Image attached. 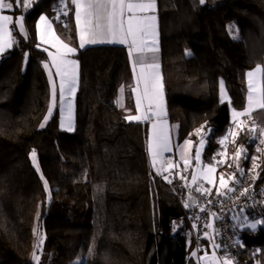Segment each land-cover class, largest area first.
Masks as SVG:
<instances>
[{
	"label": "trees",
	"instance_id": "obj_1",
	"mask_svg": "<svg viewBox=\"0 0 264 264\" xmlns=\"http://www.w3.org/2000/svg\"><path fill=\"white\" fill-rule=\"evenodd\" d=\"M66 2V16L59 0H33L27 10L9 11L25 17L28 38L11 25L16 44L0 55V264H188L195 245L184 212L194 209L185 206L186 199L163 174L152 170L145 127L125 119L132 79L124 47L78 50L74 130L60 128L57 106L40 127L49 108V84L36 21L48 16L58 36L74 45ZM157 4L162 42L184 53L180 61L163 64L169 118L177 125L175 144L201 129L207 141L203 161L214 163L231 109L245 108V72L264 67V0ZM229 22L236 26L237 39L228 32ZM220 80L230 103L219 99ZM122 87L125 108L115 104ZM252 121L260 134L264 109L254 112ZM249 129L244 127L227 144L226 153L231 156L245 146L242 169L244 175L255 173L259 191L264 189V149ZM33 149L39 171L30 156ZM217 173L242 177L229 163L218 164ZM241 211L248 221L264 220V201ZM179 222L184 232L174 228ZM233 234V264H264V224L256 230L236 227ZM218 252L225 255L222 247Z\"/></svg>",
	"mask_w": 264,
	"mask_h": 264
},
{
	"label": "snow or ice",
	"instance_id": "obj_2",
	"mask_svg": "<svg viewBox=\"0 0 264 264\" xmlns=\"http://www.w3.org/2000/svg\"><path fill=\"white\" fill-rule=\"evenodd\" d=\"M200 4H204L205 0H199ZM33 0H11V2H6V0H0V12L3 10H14L15 8L23 6L25 10L31 7ZM60 5L63 6V15H68L67 2L66 0H59ZM71 4L75 7V19H76V28L80 38V47L84 48L86 44H97V43H119L128 45V54L130 61L133 64V68L138 65L141 69L139 80H142L144 83V97L145 99H149L150 101L155 99L156 96V83L155 77L152 69L155 67L154 64L149 63V60H155V57H148L146 55V51L152 50L150 46L146 43L147 37L150 35L151 24L150 21L155 20L154 16H141L138 13H145L149 10L155 9V0H71ZM131 13V15H127ZM125 16L127 19L125 20ZM25 17H13L10 15L0 14V53H3L6 49L12 48L16 44V40L12 35V32L15 31V28L10 29L9 25H15L18 27L19 33L28 38V30L24 23ZM59 19V16L57 17ZM41 22H44L48 28L51 27V24L48 23L45 15H41L39 21L36 24L37 32L39 33ZM229 31L233 25H229ZM237 39V36L233 37ZM43 39V36H41ZM39 47V45H37ZM61 48L64 51H60L58 48L57 54L53 55L49 53V56L52 60V67L56 69V75L60 77V101L61 106L63 108V104L65 103V93L71 95L76 90V83L78 79V62L75 60L67 59V55L69 53H74L76 50L67 44H61ZM190 55L191 53H186ZM25 58L27 59V53L25 54ZM44 67L46 70H49V78L52 80V73L49 69V65L44 63ZM258 73H264V67L258 65L255 70L249 71L247 76L249 77V86H248V95H247V106L246 109L241 111H236L233 109L232 115L234 118L248 116L250 112L254 110L255 107L264 109V86L260 89H255L253 84V77H255ZM138 80V83H139ZM221 88V103L224 102L226 93L224 91L223 80L220 82ZM133 91H136L135 89ZM123 92V87L121 88V93ZM55 85L53 83V100H55ZM69 106V116L67 118V123L64 119L61 121V127L67 128V130H72L71 123V106L72 101H67ZM230 103V101H229ZM137 111H140L142 105V97L137 95L136 98ZM51 114V108L49 109V115ZM161 113H156V115H160ZM150 117L147 114L141 116H127L126 120H141V119H149ZM48 120V116L45 117V122ZM239 127V125H237ZM40 127H45L44 123L40 124ZM202 128L204 126H201ZM153 128L156 129L153 138L148 142V153L151 157V164L153 167H156L157 160L163 156V153L170 151V142L167 134L164 132L162 125H153ZM252 132L256 131L255 126L249 129ZM201 129H197L196 132L199 134ZM260 135L264 136V129H260ZM226 139V137H225ZM220 144H224V139L219 141ZM264 143V140L261 141ZM204 139L201 137L200 145L196 149L195 159L199 163L200 162V153L201 148L203 147ZM185 145L191 146L190 141H185ZM259 150V149H258ZM244 149L241 147L236 152L237 160L244 154ZM33 164H36V152L35 149L30 153ZM185 160V168H187L189 159L187 157H182ZM255 160V157H253ZM170 165L173 164L172 161H167ZM163 165H161V168ZM254 167L256 165L254 164ZM238 171L241 176L244 175V170L239 168V164L237 165ZM39 171V168L37 167ZM209 172L215 171V166L208 167ZM157 174L160 175L161 169H157ZM183 178V177H181ZM168 180L167 177H165ZM197 177L193 175L192 180L195 183ZM235 184H239L240 181L235 178V175L228 177ZM255 179V177H254ZM169 183H172L171 180H168ZM45 187L47 188V182L45 181ZM222 189H226L223 191ZM196 191L201 192L202 195H210L211 189H201L198 187ZM217 195H227L228 192L236 191L235 188L229 186L224 178V174H221L220 178V188L217 190ZM247 189L240 193L241 196L246 195ZM191 199V197H190ZM211 203V201H209ZM186 207L191 205L186 204ZM201 211H207V209L202 208ZM218 218V217H217ZM248 217H245L247 220ZM264 224V220H256L253 223H249L247 227L252 230H256L258 225ZM207 227H212L211 224L206 225ZM42 243V241H41ZM239 243V241H237ZM214 248H218L219 245L213 244ZM92 253V249H89V254ZM195 255V253H193ZM34 259H39L38 257H33ZM224 264H231V261L225 257ZM79 264V262H77ZM213 264H218L215 260V254L213 256Z\"/></svg>",
	"mask_w": 264,
	"mask_h": 264
},
{
	"label": "crops",
	"instance_id": "obj_3",
	"mask_svg": "<svg viewBox=\"0 0 264 264\" xmlns=\"http://www.w3.org/2000/svg\"><path fill=\"white\" fill-rule=\"evenodd\" d=\"M6 2H11V1L6 0ZM155 4H156V6H155L154 10H149L145 13H138V15H141V16L147 15V16H154L155 17V20L149 22L151 24L150 35L146 39V43L152 49V50L146 51V55L148 57H153V56L155 57L154 61L151 59L149 60V63L155 65L154 68L149 69L150 71L153 72L154 77H155V83H156V96H155L154 100L150 101L149 99L143 98L145 86H144L143 81L139 80L141 69L138 65L135 67V69L133 68V64L130 61L129 54H128V45L119 44V43H97V44H86L84 48L80 47V38H79V34H78L77 28H76L75 7H74V5L71 4V0H69V5L71 8L70 13H71L72 20L74 22V27H75V32H76V41H75L74 45H70V44L66 43L65 41H63L58 36V34L56 33V30L54 28L52 20L46 15L45 16L47 18V21H48V23L51 24V27L48 28L44 22H41V27H40L39 33L37 32V28H36V37H37V42H38L39 48L46 52L47 62H45V63H47L49 65V69L52 73V80L50 81L49 70H46L44 67V70L46 72L47 79H48V84H49V103H50V99H51V94L53 92V83H54L56 95H57V99H58V103L56 104V106L58 107V112H59V125H60V122L62 121V119H64L65 122L67 123V118L69 116V106H68L67 101H69V100L72 101V106H71L72 130L69 131V130H67L66 127L62 128L61 125H60V128L64 131H67V132H73L74 126H75V96H76V91H77L78 82H79V62L76 59V54H77L78 50H82V49H85V48L91 47V46H99V45H110V46L116 45V46L124 47L126 49V52H127L128 65H129V70H130L131 79H132V85H131V90H130L131 107L125 109V111H126L125 117L130 116V115L143 117L144 114H147L150 117L149 119H141V120H133V121L126 120V121L132 122V123H138V124H141L142 126L145 127V129H146L147 153H148V142L153 138V135L156 131V129L153 128L154 124L158 125V126L162 125L163 130L167 134V136L169 138V142H170V151L163 153V156L157 160L156 167L152 166L151 157L148 153V159H149V163H150L152 170L155 172L156 171L155 169L160 168L161 165H163V167L160 168L162 170L161 173L163 174L164 173V166H165L164 162H163V157H164V155H166L168 153L174 152L180 158L187 157L189 159L188 166L190 169V176H191V178L193 177V175H195L197 177L195 182L202 189H209L212 187L213 190H211V191H214L217 193L216 189L220 188L219 180L221 178V174L217 173V166H218V164L223 165V164L227 163V161L221 162V163H219L217 161L218 154L222 150V146H221V150L219 151V153H217L214 156V163H206L203 161L202 156H203V152H204V149L206 147L207 141H206V136L203 135V133L201 131L198 135H197V132L195 131L196 134H194L193 138L196 137L198 139V142L196 144L193 143V138L186 139L187 141L191 142L190 147L185 145L186 140H184L181 144H179L177 146L175 144V140H174V130L175 129H174V126L170 122L168 103H167V98H166V93H165L163 64L169 63V62L180 61L184 57V53H183L182 49L176 47L174 44L162 42L161 36H160V20H159V15H158L157 0H155ZM19 8H22V10H25L22 5ZM9 11L10 10H3L2 12H0V14L12 16ZM42 15H44V14H42ZM127 15H131V13H128ZM19 16H22V15H18L17 17H19ZM40 16L38 17L36 24L39 21ZM126 19H127V16H125V20ZM9 28L11 29V25H9ZM41 36H43V39H41ZM62 43L67 44L68 46H70L76 50L74 53H69L67 55V59L75 60L78 62V69H77L78 79H77V83H76V90L71 95L67 94V92L65 93V103L63 104V108L61 106L60 93H59L60 77L55 74L56 69H55V67H52V60H51V57L49 56V53L56 55L58 48L60 49V51H64V49L61 48ZM10 49L11 48H8L4 52H6ZM3 53H0V55ZM43 66H44V64H43ZM138 80H139V83H138ZM134 89L136 91H133ZM123 91L124 92H123V97H122L121 101L116 102V100H115V104L119 108H125V90L123 89ZM137 95L142 97V105H141L139 112L137 111V105H136ZM260 109L261 108L254 109L253 111L250 112V115H248V116H242V117L234 118V117H232V114H230V126H229L228 132H227L225 137L228 136L229 138L234 140L235 137L239 134V133H237L234 135L235 131H237V130L241 131L244 128L243 122H246L247 124H249L250 128L255 126L252 123L253 122L252 121V114L254 112L260 110ZM158 112L161 114L156 115V113H158ZM241 112H243V111H241ZM237 125H239V127ZM232 133H233V135H232ZM201 137H203V139H204V144H203V147L201 148L200 162L198 163L195 159V155H196V149L198 147H201V145H200ZM232 137H234V138H232ZM221 139H223V137ZM251 139L253 141H256L261 146H263L261 143V140L262 139L264 140V136H261L260 134H257L254 132L251 136ZM229 143L230 142H228L227 144H229ZM240 147L241 146H239L237 148V150L240 149ZM263 149H264V146H263ZM237 150L235 151V153L233 155L229 156L230 160H232L233 163H235V165H231L230 163L229 164L232 167H234L236 171H238V168H237L238 164H239V168H241V169H242V165H243V158H242L241 162L239 161V159L237 160V158H236L235 154H236ZM244 154H245V151H244ZM243 157H244V155H243ZM212 165L215 166V171L209 172L208 167L212 166ZM222 174H224V173H222ZM233 174L234 173H231L229 175L224 174V178H225L226 182L229 184V186H232L233 182L231 180H229L228 177L232 176ZM235 178L238 179L237 175H235ZM222 190L226 191V189H222ZM213 222H214V219H213ZM253 222H255V221L245 220V218L243 216V211H241L240 213L237 212L236 214H234L232 216L233 228L237 227L238 229L243 230L245 228H249V227H247V225L249 223H253ZM179 223L182 225V227ZM179 223H176V225L179 224V228H177V229H181L182 232H184L185 230L182 228H184L185 226L183 225V223H181V222H179ZM249 229H251V228H249ZM211 235H212L211 239L218 240L217 234H216L215 222L213 223V229L211 231ZM190 258H191V260L193 259L191 254H190Z\"/></svg>",
	"mask_w": 264,
	"mask_h": 264
},
{
	"label": "built area",
	"instance_id": "obj_4",
	"mask_svg": "<svg viewBox=\"0 0 264 264\" xmlns=\"http://www.w3.org/2000/svg\"><path fill=\"white\" fill-rule=\"evenodd\" d=\"M241 147L245 150L244 145ZM243 155L239 158L240 162ZM167 161H172L173 164L170 165ZM163 162L167 166V171L163 173V179L174 187L180 197L185 199L191 197L195 201L194 211L188 209L184 212V218L190 223L195 247L198 248L202 242L205 227L210 217L213 216L217 239L221 243L225 256L234 261L237 250L233 234L232 216L247 206L264 201V189L258 191L254 186L253 177L255 173L250 172L242 176L239 179V184L231 186L236 191L228 192L227 195H217L214 191H211L210 195H202L201 192L196 191L200 186L196 182L193 183L189 166L185 168V161L182 158L172 152L164 155ZM165 177L171 180L172 183H169ZM245 189H247L246 195L241 196L240 193ZM202 208L207 209V211H201Z\"/></svg>",
	"mask_w": 264,
	"mask_h": 264
},
{
	"label": "rangeland",
	"instance_id": "obj_5",
	"mask_svg": "<svg viewBox=\"0 0 264 264\" xmlns=\"http://www.w3.org/2000/svg\"><path fill=\"white\" fill-rule=\"evenodd\" d=\"M229 25H233V27L231 28V31H229V27H228ZM227 29H228V32H229V34H230V36L232 38L234 36L239 37L238 36V33L236 31V26H235V24L233 22H229L227 24ZM257 66H255L252 69H249V70H247L245 72V83H246V86H247V94H246V105H245V108L242 111H244L246 109V106H247V95H248V86H249V77L247 76V73L249 71L255 70ZM260 66L263 67L262 65H260ZM220 82H221V80H220ZM220 82H219V99L221 101V92H220L221 84H220ZM253 84H254V88L257 89V90L260 89L262 86H264V73H258L255 77H253ZM223 86H224V91L226 93L224 102H227V101H229V96H228V94L226 92L224 82H223ZM123 92L121 93V88H120L119 89V92H118V96H117L116 102L121 101V99L123 97ZM57 103H58L57 95L55 94V100H53V92H52L51 99H50V103H49V108H48V111H47V114H46V116H48V120L45 122V118H44V120L42 121V123L46 124L49 121V119L53 115V112L55 110V107H56V104ZM50 108H51V114L49 115V109ZM256 108H258V107H255L254 109H256ZM232 111H233V109H231V113L230 114H232ZM232 117H233V115H232ZM60 125H61V122H60ZM243 125H244L243 127L249 126V124H247L246 122H243ZM175 128H177V125H175L174 129ZM176 130L177 129H175V132H176ZM239 132H240L239 130L235 131L234 135L237 134V133H239ZM194 134H196V132H194ZM232 135H233V133H232ZM232 138H234V137H232ZM223 139H224V144L222 145V150L218 154L217 161L219 163L226 162L227 161V163H230L231 165H235V163H233V161L230 160V157L227 156V154H226V146H227V143L228 142H231L233 139L229 138L228 136L226 137V139L223 137ZM220 140H222V139L220 138L219 141ZM262 145L264 146V143H262ZM34 166L37 168V162H36V164H34ZM157 169H155L156 170L155 171L156 173H157ZM166 171H167V166L165 165L164 166V172H166ZM161 172H162V170H161ZM219 182H220V180H219ZM209 189L213 190L212 187L209 188ZM240 212H238V213H240ZM213 223H214L213 222V216H211L210 219H209V221H208V223H207V225L208 224H211L212 227H207V226L205 227V230L203 232V240H205V241H204L203 245H201L202 243H200L199 246H198V248L195 247V249L191 253L193 259L191 260V258H190V262L188 264H213V256H214V254H215V260L218 262V264H224V259L223 258H225L226 256L225 255L221 256V255H219V252H218V249L222 247L220 241L219 240L211 239V236H212L211 235V231L213 229ZM179 224H177V225L175 224L174 228L175 229L179 228ZM181 227H182V225H181ZM214 243L216 245H219V247L218 248H214L213 247V244ZM193 253H195V255H193ZM77 262H79V260H76L74 262V264H77ZM231 264H233L232 261H231Z\"/></svg>",
	"mask_w": 264,
	"mask_h": 264
},
{
	"label": "water",
	"instance_id": "obj_6",
	"mask_svg": "<svg viewBox=\"0 0 264 264\" xmlns=\"http://www.w3.org/2000/svg\"><path fill=\"white\" fill-rule=\"evenodd\" d=\"M186 204L191 205V208H195V201L194 199H190V197H186Z\"/></svg>",
	"mask_w": 264,
	"mask_h": 264
}]
</instances>
